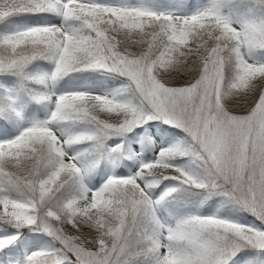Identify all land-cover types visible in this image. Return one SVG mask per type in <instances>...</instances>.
Masks as SVG:
<instances>
[{
    "label": "snow or ice",
    "instance_id": "obj_1",
    "mask_svg": "<svg viewBox=\"0 0 264 264\" xmlns=\"http://www.w3.org/2000/svg\"><path fill=\"white\" fill-rule=\"evenodd\" d=\"M0 264H264V0H0Z\"/></svg>",
    "mask_w": 264,
    "mask_h": 264
},
{
    "label": "rangeland",
    "instance_id": "obj_2",
    "mask_svg": "<svg viewBox=\"0 0 264 264\" xmlns=\"http://www.w3.org/2000/svg\"><path fill=\"white\" fill-rule=\"evenodd\" d=\"M110 2H123V0H110ZM132 2H135V0H132ZM84 85H92L93 87H97L93 82H84V83H71V82H61L62 88L65 90H73L77 88H81ZM110 86H115V85H110ZM148 128V131L145 132L143 128L137 129L136 132L139 133V135L136 136L135 141L133 142V147L138 150L143 152L145 158H151L153 152H152V145L150 144L151 139H153V132L156 131L158 132V129H154L151 126H146ZM161 143L163 141H160ZM145 144H148V147H145ZM129 164H132L130 161ZM119 171L122 172H127L128 168H121ZM14 231V230H12ZM16 247H21L20 244H17Z\"/></svg>",
    "mask_w": 264,
    "mask_h": 264
},
{
    "label": "trees",
    "instance_id": "obj_3",
    "mask_svg": "<svg viewBox=\"0 0 264 264\" xmlns=\"http://www.w3.org/2000/svg\"><path fill=\"white\" fill-rule=\"evenodd\" d=\"M87 81H92V80H87ZM62 82H64V81H62ZM68 82H76V81H73V80H71V78H68ZM81 82H85V81H81ZM77 83H79V82H77ZM238 215L239 216H246L247 214L246 213H239ZM241 222H243V221H241Z\"/></svg>",
    "mask_w": 264,
    "mask_h": 264
}]
</instances>
